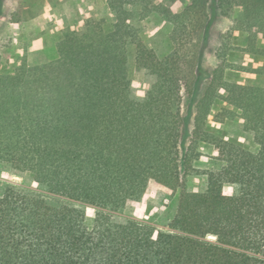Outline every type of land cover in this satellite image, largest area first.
Wrapping results in <instances>:
<instances>
[{
	"label": "trees",
	"instance_id": "obj_1",
	"mask_svg": "<svg viewBox=\"0 0 264 264\" xmlns=\"http://www.w3.org/2000/svg\"><path fill=\"white\" fill-rule=\"evenodd\" d=\"M100 1L102 16L62 30L54 59L23 58L0 74V264H264V0H215L224 16L241 8L246 81L226 78L225 60L215 65L187 144L181 88L199 69L209 0ZM150 15L160 30L147 36ZM130 58L152 77L140 99ZM221 102L241 112L256 153L204 129ZM200 142L217 166L189 190ZM151 181L178 194L163 227L122 214Z\"/></svg>",
	"mask_w": 264,
	"mask_h": 264
},
{
	"label": "rangeland",
	"instance_id": "obj_2",
	"mask_svg": "<svg viewBox=\"0 0 264 264\" xmlns=\"http://www.w3.org/2000/svg\"><path fill=\"white\" fill-rule=\"evenodd\" d=\"M184 4L177 3L174 10L180 11ZM215 0L207 3L203 26L199 31V43L203 46L198 63L199 69L191 70L181 88L182 116L185 143H188L193 128L195 104L204 91L215 65L225 60L228 66L225 77L231 80L246 81V73L238 70L243 60L250 58L247 53V34L239 27L241 8L234 6L228 15H221L212 10ZM88 14L102 16L103 2L100 0H0V74L12 72L23 58L39 61L54 59L56 40L65 28H75ZM144 33L150 34L160 30L158 19L154 15L140 22ZM162 40V39H161ZM190 36H184L177 47L180 54L186 55L190 45ZM220 54V55H219ZM189 69H186L188 73ZM128 77L132 97L140 99L149 88L152 77L130 58ZM205 130L225 138H233L238 144L256 153L259 145L253 134L242 127L241 112L228 108L226 103L215 105L206 118ZM201 156L194 161L195 172L186 176V189L201 188L205 175L201 172L215 169L217 163L211 158L213 146L199 143ZM5 172L0 173V182ZM13 181L20 182L14 176ZM177 195L163 185L151 181L142 199L127 204L122 214L163 227L173 216ZM85 224L88 229L93 225L95 208L84 206Z\"/></svg>",
	"mask_w": 264,
	"mask_h": 264
}]
</instances>
